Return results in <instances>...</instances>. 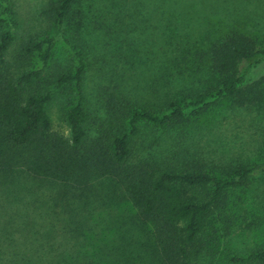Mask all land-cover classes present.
<instances>
[{
	"label": "trees",
	"instance_id": "16d2710c",
	"mask_svg": "<svg viewBox=\"0 0 264 264\" xmlns=\"http://www.w3.org/2000/svg\"><path fill=\"white\" fill-rule=\"evenodd\" d=\"M138 1L48 0L43 14L56 22L78 61L56 74L55 38L20 42L12 50L18 22L9 0H0V264H100L72 240L113 222L102 213L115 203L116 187L137 209L138 224L149 227L139 251L159 264H202L214 252L207 240L218 241L220 222L224 230L233 223L234 191L264 172V161L209 170L193 155L187 158L182 135L166 154L152 150L161 136L146 133L145 126L162 133L189 130L225 102L239 108L264 104V75L252 78L254 63L244 65L264 59V46L244 30H229L196 49V69L189 52L182 53L192 82L179 98H139L137 85L127 90V71L154 58L134 28L122 34L125 18L132 21L128 7ZM88 53L96 60L101 53L100 70L108 80L96 89L99 107L86 93ZM69 85L76 98L67 110L65 135L53 129L48 104ZM232 260L264 264V249Z\"/></svg>",
	"mask_w": 264,
	"mask_h": 264
},
{
	"label": "rangeland",
	"instance_id": "374dc122",
	"mask_svg": "<svg viewBox=\"0 0 264 264\" xmlns=\"http://www.w3.org/2000/svg\"><path fill=\"white\" fill-rule=\"evenodd\" d=\"M9 2L18 22L15 28L17 41L13 44L12 50H16L20 42L54 37L51 61L53 71L57 68L58 71L55 73L58 74L59 71L77 66V58L61 38L56 22L43 14L48 0H9ZM138 2L140 3L136 6L128 7L132 21L130 17L125 18V30L122 34L125 35L130 27L134 28L132 34L149 45V56L154 58L147 66L141 64L137 69L127 71L129 75L127 90L130 91L134 84L137 85L134 93L139 98L146 97L147 100L157 102L168 95L179 98L178 92L187 88L192 82L189 67L183 62L182 53L189 52V57H192L189 63L196 69L198 64L193 57L196 49L206 48L211 40L229 30H244L255 36L264 46V0H139ZM68 29L72 31L71 26ZM176 31L179 34L174 37ZM81 33L84 35V30ZM86 37L93 42L90 37ZM163 51H166L165 55ZM100 56L101 53L96 60L91 53H88L90 65L84 82L86 93L94 107L101 105L96 91L98 84L103 85L108 81L103 70H100L103 63L98 60ZM177 59L180 61L178 65H174ZM34 62L38 66L37 57ZM251 62L254 64L249 76L259 78L264 75V59L257 62L252 60L244 65ZM162 63L166 65L167 71L159 69L158 66ZM155 80L157 82H154ZM75 98L73 86L69 85L55 91L48 104L53 129L65 135H70L66 117L69 105ZM208 117L207 121L206 118L200 120L202 124L197 128L191 127L192 129L189 130L172 129L162 133L163 131H153L152 127L149 129V126H145L144 130L148 134L155 132L156 135L161 136L159 144L152 147L156 153L163 151L166 154L167 151L164 150L176 136H185L183 142L179 143L181 148L189 151L187 158L193 155L209 170L221 173L229 165L240 161L256 166L263 163L264 104L239 108L231 105L230 102H225L215 108ZM232 198L238 204L236 214H230L233 216V223L224 230L222 226L224 223L220 222L216 231L218 241H215L216 238L207 240L214 246V252L209 253L208 257L205 255L207 259L202 260V264H258L255 261L235 262L232 257H246L252 252L264 249V172L260 171L252 177L248 186L236 189ZM104 208H109L107 209L109 212L104 211L102 214L113 222L109 224L106 222L103 229L87 233L78 240H72L79 251H82V255L100 264H159L158 261L155 262L156 258L139 251L140 242L144 240L149 227L138 224L142 221L139 219L137 209L123 196L119 187H116L115 203H108ZM100 256L105 259L99 260Z\"/></svg>",
	"mask_w": 264,
	"mask_h": 264
}]
</instances>
